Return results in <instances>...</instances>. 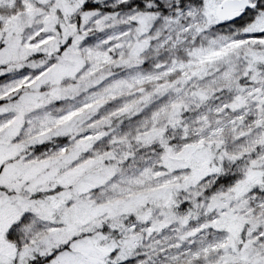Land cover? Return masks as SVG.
I'll use <instances>...</instances> for the list:
<instances>
[{
    "label": "snow or ice",
    "instance_id": "6c2138e0",
    "mask_svg": "<svg viewBox=\"0 0 264 264\" xmlns=\"http://www.w3.org/2000/svg\"><path fill=\"white\" fill-rule=\"evenodd\" d=\"M0 264H264V0H0Z\"/></svg>",
    "mask_w": 264,
    "mask_h": 264
}]
</instances>
